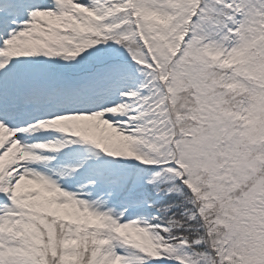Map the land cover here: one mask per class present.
<instances>
[{"label": "snow or ice", "instance_id": "obj_1", "mask_svg": "<svg viewBox=\"0 0 264 264\" xmlns=\"http://www.w3.org/2000/svg\"><path fill=\"white\" fill-rule=\"evenodd\" d=\"M0 264H264V0H0Z\"/></svg>", "mask_w": 264, "mask_h": 264}]
</instances>
